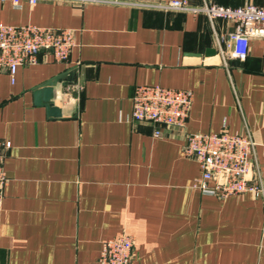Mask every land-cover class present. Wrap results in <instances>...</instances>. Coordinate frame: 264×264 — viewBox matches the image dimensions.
I'll use <instances>...</instances> for the list:
<instances>
[{
    "label": "crops",
    "instance_id": "crops-1",
    "mask_svg": "<svg viewBox=\"0 0 264 264\" xmlns=\"http://www.w3.org/2000/svg\"><path fill=\"white\" fill-rule=\"evenodd\" d=\"M0 1V23L74 31L65 63L41 54L0 70V139L10 142L0 206V264H94L104 241L134 239L132 264H264V212L250 193L224 199L193 187L200 170L183 154L185 134L219 133L264 142V38L244 61L223 63L218 42L234 25L204 15L132 3ZM221 7L263 0H189ZM207 49L215 55L206 56ZM237 61V62H236ZM51 117L33 92L49 81ZM140 85L192 93L183 130L133 123ZM251 178L264 183L256 146Z\"/></svg>",
    "mask_w": 264,
    "mask_h": 264
},
{
    "label": "built area",
    "instance_id": "built-area-1",
    "mask_svg": "<svg viewBox=\"0 0 264 264\" xmlns=\"http://www.w3.org/2000/svg\"><path fill=\"white\" fill-rule=\"evenodd\" d=\"M9 1L19 8L21 0ZM29 5L40 1L86 4H128L109 0H25ZM139 8L162 12L204 15L210 23L216 20L229 22L234 30L219 41L217 53L227 60L244 61L251 38H264V0L260 5L248 4L237 8L221 7L189 0H161L157 3H132ZM76 46L74 31L63 28H44L31 24L10 26L0 23V70L5 71L11 82L17 68L38 63L41 54H49L56 63H65ZM192 105V93L187 90L165 88L159 85H140L134 88L131 98L130 119L133 123H148L154 127L152 136L157 138L164 129L183 130ZM10 142L0 139V206L8 177L3 168ZM256 146L264 152V142L256 144L248 136L228 133L185 134L183 154L193 159L200 176L193 187L201 194L224 199L232 195L250 193L260 199L264 212V183L251 178V155ZM134 239L121 234L103 242L94 264H132Z\"/></svg>",
    "mask_w": 264,
    "mask_h": 264
},
{
    "label": "water",
    "instance_id": "water-1",
    "mask_svg": "<svg viewBox=\"0 0 264 264\" xmlns=\"http://www.w3.org/2000/svg\"><path fill=\"white\" fill-rule=\"evenodd\" d=\"M215 53L216 52L213 49H207L205 51L206 56H212V55H215ZM55 83H56V80L49 81L48 83L44 84L43 86L39 87L33 92L35 104L38 105L40 102L45 103V105L48 108V114L51 117H59L60 115L59 109L56 107H53L49 102L51 95H52V87Z\"/></svg>",
    "mask_w": 264,
    "mask_h": 264
},
{
    "label": "trees",
    "instance_id": "trees-1",
    "mask_svg": "<svg viewBox=\"0 0 264 264\" xmlns=\"http://www.w3.org/2000/svg\"><path fill=\"white\" fill-rule=\"evenodd\" d=\"M168 13V12H167Z\"/></svg>",
    "mask_w": 264,
    "mask_h": 264
}]
</instances>
